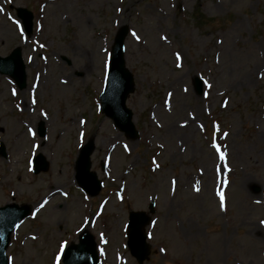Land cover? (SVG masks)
Masks as SVG:
<instances>
[{
	"label": "rangeland",
	"instance_id": "rangeland-1",
	"mask_svg": "<svg viewBox=\"0 0 264 264\" xmlns=\"http://www.w3.org/2000/svg\"><path fill=\"white\" fill-rule=\"evenodd\" d=\"M17 8L34 14L30 37ZM0 9V56L20 48L27 70L23 91L0 75V207L34 208L12 235L10 264H57L83 230L100 264H138L126 246L128 215L149 213L151 201L144 264H264V0H0ZM125 25L137 140L100 113ZM89 140L103 184L95 198L75 178ZM37 154L49 168L34 175Z\"/></svg>",
	"mask_w": 264,
	"mask_h": 264
},
{
	"label": "water",
	"instance_id": "water-1",
	"mask_svg": "<svg viewBox=\"0 0 264 264\" xmlns=\"http://www.w3.org/2000/svg\"><path fill=\"white\" fill-rule=\"evenodd\" d=\"M19 17L23 19L28 34L32 32L33 16L30 12L19 10ZM128 34V28L121 29L116 37L112 53L110 73L107 88L102 96L105 113L113 118L116 126L127 135L135 139L138 134L135 131L131 121L132 113L126 107V100L130 93L134 91V81L131 73L125 66V39ZM0 73L9 74L16 79L20 88L26 86L25 66L23 65L20 49L15 50L10 57L0 58ZM196 89L199 94L202 93V82L196 79ZM45 132L40 130V135ZM94 150V144L91 142L83 150L77 161V174L80 185L91 195H97L101 185L97 181L95 174L90 172V156ZM5 154V150L2 149ZM36 173L46 171L48 164L43 156H38L35 162ZM153 209V206H152ZM17 210V211H15ZM17 212V214H16ZM29 208L19 209L17 206H8L0 209V264H8L5 252L10 240V234L17 227L19 222L28 215ZM150 218L145 213H131L129 225V247L133 256L140 264L149 257L150 246L146 243L144 232L145 226ZM65 264H98L96 245L89 234H84L81 238V245L70 247L64 258Z\"/></svg>",
	"mask_w": 264,
	"mask_h": 264
},
{
	"label": "snow or ice",
	"instance_id": "snow-or-ice-1",
	"mask_svg": "<svg viewBox=\"0 0 264 264\" xmlns=\"http://www.w3.org/2000/svg\"><path fill=\"white\" fill-rule=\"evenodd\" d=\"M0 11H2V9H0ZM21 31H23V30H21ZM132 35L137 39V40H139L140 39V37L135 33V32H133L132 33ZM162 39H164V40H167V37L165 36V37H162ZM41 47H43V45H41ZM177 59L179 60L180 59V56H179V53H177ZM209 87H211V85H208ZM13 94H15V92L13 93ZM169 95H171V94H169ZM33 103H35V101H33ZM225 104H227V102H225ZM201 127H203V126H201ZM218 127V126H217ZM30 131H31V129H30ZM32 135L33 136H35V132H32ZM81 135H83V134H81ZM227 135H228V133H224V136L225 137H227ZM214 147H216L217 148V150L219 151V145H213ZM37 147H39L38 145H37ZM125 147L127 148V146L125 145ZM220 156H221V159H224L225 157H226V153H223V152H220ZM158 166V165H157ZM173 184H175V181H173ZM200 189H199V187H197L196 188V191H199ZM66 195V194H65ZM219 195H220V198H221V206L223 207L224 206V194H223V192H221V193H219ZM45 203H47V201H45ZM258 203H259V201H258ZM42 207H44V204H41V208ZM261 223H264V221H262ZM153 224H155V222H153ZM149 235H151V234H149ZM105 243H107V241H105ZM63 251H64V246L62 245L61 246V253H63ZM59 257H57V264H59Z\"/></svg>",
	"mask_w": 264,
	"mask_h": 264
},
{
	"label": "bare ground",
	"instance_id": "bare-ground-1",
	"mask_svg": "<svg viewBox=\"0 0 264 264\" xmlns=\"http://www.w3.org/2000/svg\"><path fill=\"white\" fill-rule=\"evenodd\" d=\"M15 164H18V162H15ZM59 186V185H58ZM58 186H53L52 188H51V193H53V194H57V192L61 189L60 187H58Z\"/></svg>",
	"mask_w": 264,
	"mask_h": 264
},
{
	"label": "trees",
	"instance_id": "trees-1",
	"mask_svg": "<svg viewBox=\"0 0 264 264\" xmlns=\"http://www.w3.org/2000/svg\"><path fill=\"white\" fill-rule=\"evenodd\" d=\"M198 17L200 18L199 22H201L204 19V16L202 14H199ZM211 22H215V20H211Z\"/></svg>",
	"mask_w": 264,
	"mask_h": 264
}]
</instances>
